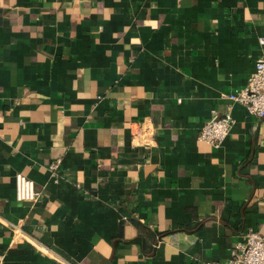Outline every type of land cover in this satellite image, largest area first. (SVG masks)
I'll list each match as a JSON object with an SVG mask.
<instances>
[{"label": "crops", "instance_id": "1", "mask_svg": "<svg viewBox=\"0 0 264 264\" xmlns=\"http://www.w3.org/2000/svg\"><path fill=\"white\" fill-rule=\"evenodd\" d=\"M263 33L264 0H0V264H60L18 227L68 264H228L264 235V118L225 97Z\"/></svg>", "mask_w": 264, "mask_h": 264}, {"label": "built area", "instance_id": "2", "mask_svg": "<svg viewBox=\"0 0 264 264\" xmlns=\"http://www.w3.org/2000/svg\"><path fill=\"white\" fill-rule=\"evenodd\" d=\"M259 44L263 53L257 59L255 70L250 76L248 83L243 88L237 89L225 97L231 102L246 106L249 112L257 118H264V33L259 38ZM234 123L235 119L231 114L224 116L214 115L201 128L199 139L215 148H219L230 135ZM60 163V160H57L51 164V170L57 171ZM39 194L33 180L22 173L16 174L15 195L18 201L33 204L38 200ZM22 239L29 241L37 250L51 256L60 264H68L53 249L27 235L18 227L13 240ZM228 264H264V235L260 232L249 230L245 238L231 250Z\"/></svg>", "mask_w": 264, "mask_h": 264}]
</instances>
